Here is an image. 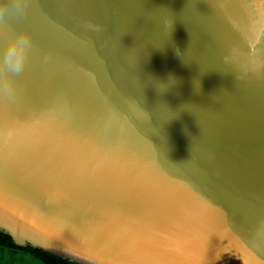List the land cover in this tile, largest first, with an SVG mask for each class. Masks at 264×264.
<instances>
[{
    "label": "water",
    "instance_id": "obj_1",
    "mask_svg": "<svg viewBox=\"0 0 264 264\" xmlns=\"http://www.w3.org/2000/svg\"><path fill=\"white\" fill-rule=\"evenodd\" d=\"M0 231L80 264H264V0H0Z\"/></svg>",
    "mask_w": 264,
    "mask_h": 264
},
{
    "label": "trees",
    "instance_id": "obj_2",
    "mask_svg": "<svg viewBox=\"0 0 264 264\" xmlns=\"http://www.w3.org/2000/svg\"><path fill=\"white\" fill-rule=\"evenodd\" d=\"M26 255L42 264H80L40 248L17 245L9 234L0 231V264H31Z\"/></svg>",
    "mask_w": 264,
    "mask_h": 264
},
{
    "label": "clouds",
    "instance_id": "obj_3",
    "mask_svg": "<svg viewBox=\"0 0 264 264\" xmlns=\"http://www.w3.org/2000/svg\"><path fill=\"white\" fill-rule=\"evenodd\" d=\"M30 48L31 38L27 35L21 36L18 40L13 39L10 41V46L6 50V62L14 76L19 77L23 74L27 52ZM176 54L178 56L180 55L179 49H176ZM3 90L6 91L8 95H11L13 91L11 83L4 86Z\"/></svg>",
    "mask_w": 264,
    "mask_h": 264
},
{
    "label": "rangeland",
    "instance_id": "obj_4",
    "mask_svg": "<svg viewBox=\"0 0 264 264\" xmlns=\"http://www.w3.org/2000/svg\"><path fill=\"white\" fill-rule=\"evenodd\" d=\"M27 256V255H26ZM28 257V256H27ZM29 259L31 258V257H28ZM33 258H31L30 260H31V264H42V263H40L39 261H37V260H35V259H33Z\"/></svg>",
    "mask_w": 264,
    "mask_h": 264
}]
</instances>
